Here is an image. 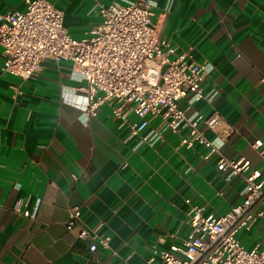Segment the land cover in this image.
<instances>
[{"label": "crops", "instance_id": "obj_1", "mask_svg": "<svg viewBox=\"0 0 264 264\" xmlns=\"http://www.w3.org/2000/svg\"><path fill=\"white\" fill-rule=\"evenodd\" d=\"M78 38L103 20L100 5L134 0H49ZM156 40L171 58L205 62L213 78L203 97L180 101L187 116L219 153L245 158L264 173V0H154ZM26 0H0V13L24 12ZM0 46V264H160L161 249L182 247L192 231L189 212L222 215L244 198L239 178L216 169L218 155L188 148V128L170 129L159 142L131 134L141 123L103 104L86 114L84 77L69 63L47 61L33 79L3 70ZM218 112L232 127L222 139L204 119ZM79 223L110 237L109 248L67 228L71 210ZM30 213L25 216L24 212ZM252 249L264 243V220L238 233ZM116 251L117 255L112 252Z\"/></svg>", "mask_w": 264, "mask_h": 264}, {"label": "built area", "instance_id": "obj_2", "mask_svg": "<svg viewBox=\"0 0 264 264\" xmlns=\"http://www.w3.org/2000/svg\"><path fill=\"white\" fill-rule=\"evenodd\" d=\"M24 12L0 13V46L5 56L7 73L23 79L35 78L47 61L69 63L81 74L85 83L86 114L97 115L106 104L112 114L125 119L131 113L141 119L131 134L139 143L149 139L148 124L159 117L161 123L151 132L163 142L165 130L188 128L182 144L192 148L203 145L205 159L217 154L216 169L239 178L244 198L230 211L204 216L203 207L189 212L192 231L182 247L171 246L154 254L160 264H264V243L247 249L238 233L250 230L264 220V173L252 167L245 158L230 160L221 155L212 141L198 128L202 116L191 120L180 101L188 94L203 97L206 84L213 75L205 62L171 58L166 41H157V6L154 0H134L100 5L103 20L78 39L65 26L63 11L49 0H26ZM207 129L222 139L234 132L233 127L218 113L204 119ZM25 216L30 213L25 211ZM80 212L71 210L69 230L78 227V238L90 237L92 251L101 245L109 248L110 237L89 230L79 223ZM117 255L116 251L112 252Z\"/></svg>", "mask_w": 264, "mask_h": 264}]
</instances>
